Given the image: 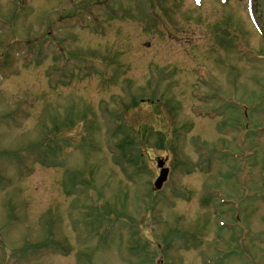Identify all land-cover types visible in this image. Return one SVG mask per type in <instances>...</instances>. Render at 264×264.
Instances as JSON below:
<instances>
[{
	"label": "rangeland",
	"instance_id": "374dc122",
	"mask_svg": "<svg viewBox=\"0 0 264 264\" xmlns=\"http://www.w3.org/2000/svg\"><path fill=\"white\" fill-rule=\"evenodd\" d=\"M26 1L0 0V264H264L260 0Z\"/></svg>",
	"mask_w": 264,
	"mask_h": 264
},
{
	"label": "water",
	"instance_id": "95a60500",
	"mask_svg": "<svg viewBox=\"0 0 264 264\" xmlns=\"http://www.w3.org/2000/svg\"><path fill=\"white\" fill-rule=\"evenodd\" d=\"M261 5H262V16H263V23H264V0H261ZM164 164H165V161L164 160H159L158 161V166L161 169V172H160V177L157 179L156 181V187L157 188H161L164 181H166L167 177H168V173H169V169L168 168H164Z\"/></svg>",
	"mask_w": 264,
	"mask_h": 264
},
{
	"label": "snow or ice",
	"instance_id": "6c2138e0",
	"mask_svg": "<svg viewBox=\"0 0 264 264\" xmlns=\"http://www.w3.org/2000/svg\"><path fill=\"white\" fill-rule=\"evenodd\" d=\"M197 2H198V0H197Z\"/></svg>",
	"mask_w": 264,
	"mask_h": 264
}]
</instances>
